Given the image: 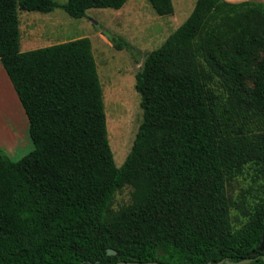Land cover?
Listing matches in <instances>:
<instances>
[{"label":"trees","instance_id":"1","mask_svg":"<svg viewBox=\"0 0 264 264\" xmlns=\"http://www.w3.org/2000/svg\"><path fill=\"white\" fill-rule=\"evenodd\" d=\"M127 1L0 0V61L34 144L16 161L0 148V264H264V3L197 0L148 54L143 121L118 166L91 39L22 51L19 9L81 18ZM251 165L263 190L236 226L228 185Z\"/></svg>","mask_w":264,"mask_h":264},{"label":"rangeland","instance_id":"2","mask_svg":"<svg viewBox=\"0 0 264 264\" xmlns=\"http://www.w3.org/2000/svg\"><path fill=\"white\" fill-rule=\"evenodd\" d=\"M56 1L64 4L67 0ZM196 2L197 0H173L174 12L168 15L158 14L149 0H128L118 9L90 8L86 16L81 18L70 16L61 6L50 12L19 9L20 47L22 51H26L78 37L91 39L104 92L108 137L115 162L121 166L131 151L143 121L141 95L135 87L136 73L142 69L148 54L161 46L187 20ZM28 35L33 39L29 40ZM112 37L124 39L130 43V48H118ZM12 87L0 62V102L6 105L7 99L11 97L13 108L12 103L17 104V98ZM19 107L14 111L18 117L15 137L10 134L1 136L0 132V148L15 161L34 150L29 129L26 128L28 118ZM10 112L0 104L1 130L9 123L12 126V121H16L17 117ZM24 122L25 127H22ZM261 184V178L252 165L229 183L228 192L235 201L232 214L236 226H240L246 219L238 206L241 205L247 212L250 204L257 201L262 193ZM131 190L130 186H125L116 192L115 209L131 201Z\"/></svg>","mask_w":264,"mask_h":264},{"label":"crops","instance_id":"3","mask_svg":"<svg viewBox=\"0 0 264 264\" xmlns=\"http://www.w3.org/2000/svg\"><path fill=\"white\" fill-rule=\"evenodd\" d=\"M173 1V0H172ZM227 1H229V2H234V3H238V2H243V1H254V2H263L264 3V0H227ZM28 39L29 40H32L33 39V37L31 36V35H28ZM1 62V61H0ZM2 64V63H1ZM4 67V66H3ZM5 69V68H4ZM8 75V74H7ZM8 78H9V76H8ZM9 80H10V78H9ZM10 82H11V80H10ZM11 84H12V82H11ZM12 86H13V84H12ZM14 89V87H12V90ZM13 92H15L16 93V91H15V89L13 90ZM16 98H17V104L16 103H12L13 104V108H12V105H11V102L13 101L12 99H11V97H9V99H7V101H6V105L3 103H1L0 102V104H1V106H2V108L3 109H6L7 111H11L10 113L13 115V116H15V117H17L16 115H15V113H14V111H15V109L17 110L18 109V106H20L19 108L20 109H22V111L24 112V114H26V112H25V110H24V108H23V106H22V104H21V102H20V99H19V97H18V95H17V93H16ZM10 101V102H9ZM9 113V112H8ZM4 116V115H3ZM26 116H27V114H26ZM28 118V117H27ZM8 126L6 127L5 125V128H3V130H1V128H0V132H2V135L1 136H9V134L10 135H12L11 137H15V133L17 132V131H15L16 130V128H18L17 127V125H18V117L16 118V121H12V126H11V124L9 123V124H7ZM25 127V122L22 124V127ZM26 128H28L29 129V120H28V122H26Z\"/></svg>","mask_w":264,"mask_h":264},{"label":"water","instance_id":"4","mask_svg":"<svg viewBox=\"0 0 264 264\" xmlns=\"http://www.w3.org/2000/svg\"><path fill=\"white\" fill-rule=\"evenodd\" d=\"M260 250H264V237H263V241L261 243V246H260ZM108 253L109 254H116L117 251L113 248H109L108 249ZM252 261V258H246V259H242V260H239V261H236V262H232L230 261L231 263H236V264H244V263H249ZM224 260H220L218 261L217 263H214V264H223ZM114 264H168V263H164V262H160V261H157V260H154V261H119V262H116ZM207 264H212L211 262L207 263Z\"/></svg>","mask_w":264,"mask_h":264},{"label":"bare ground","instance_id":"5","mask_svg":"<svg viewBox=\"0 0 264 264\" xmlns=\"http://www.w3.org/2000/svg\"><path fill=\"white\" fill-rule=\"evenodd\" d=\"M111 122V121H110ZM109 127H110V125H108ZM109 129V128H108ZM111 131V130H110ZM115 131V130H114ZM112 132V131H111ZM116 137H117V135H116ZM114 141V140H113ZM119 141V140H118ZM116 144V143H115Z\"/></svg>","mask_w":264,"mask_h":264}]
</instances>
